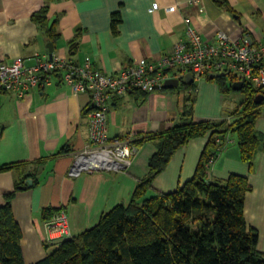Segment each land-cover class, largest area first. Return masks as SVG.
Segmentation results:
<instances>
[{"label": "crops", "instance_id": "crops-1", "mask_svg": "<svg viewBox=\"0 0 264 264\" xmlns=\"http://www.w3.org/2000/svg\"><path fill=\"white\" fill-rule=\"evenodd\" d=\"M47 2L48 20L56 22L60 35L52 43L54 56L78 65L90 57L94 67L108 75L140 59L157 60L172 54L186 39V20L209 42L223 32L234 41L249 36L264 45V0H228L235 13L220 8L215 0H0V63L21 58L32 65L37 54H47L51 42L32 20ZM117 13L121 20L114 25ZM74 40L77 44L72 48ZM194 84L196 122L228 119L243 103L239 97L224 95L216 82L206 78ZM183 99V90L173 89L113 97L107 114L109 138L134 142L137 135L169 130L182 120ZM91 109L90 94L75 93L59 82L36 88L22 99L11 92L2 95L0 166L28 165L0 172V207L27 174L31 186L36 183L17 192L12 200L26 264L43 260L55 246L48 242L44 210L64 211L72 235L77 236L96 226L115 206L127 204L138 182L149 173V160L156 152L152 143L138 148L125 167L72 174L77 157L90 145ZM256 129L264 140V111ZM206 144L207 138H199L182 148L147 197L174 192L191 180ZM208 170L212 182L225 181L232 174L248 177L252 189L246 195V221L259 232L258 248L264 252V150L250 172L241 160L236 136L229 135Z\"/></svg>", "mask_w": 264, "mask_h": 264}, {"label": "trees", "instance_id": "trees-1", "mask_svg": "<svg viewBox=\"0 0 264 264\" xmlns=\"http://www.w3.org/2000/svg\"><path fill=\"white\" fill-rule=\"evenodd\" d=\"M215 1L220 8L235 13L228 0ZM48 11L47 2L32 20L55 44L60 35L56 22L50 24ZM120 20L119 13L113 16L114 25ZM76 44L74 40L72 48ZM206 79L216 82L224 95L233 91L237 81L231 75L218 79L208 75ZM194 89V83L173 88L184 92L179 124L164 132L137 135L132 142L137 149L152 143L156 152L149 160L148 175L138 182L131 200L105 213L96 226L55 245L46 258L35 264H264V252L258 248L259 232L248 226L245 216L246 195L252 189L248 177L232 174L225 181L212 182L208 176L215 153L224 149L229 135L236 136L241 160L253 171L256 156L264 150V140L256 129L264 101L255 103L256 96L264 95V91L246 84L240 91L245 101L229 113L228 119L196 122L191 93ZM199 138H207V144L194 177L174 192L148 198L154 182L175 155ZM26 165H3L0 172L20 170ZM28 176L16 182L14 192L6 195L0 207V264H26L12 200L17 192L36 185L29 187ZM55 213L44 210V220Z\"/></svg>", "mask_w": 264, "mask_h": 264}, {"label": "built area", "instance_id": "built-area-1", "mask_svg": "<svg viewBox=\"0 0 264 264\" xmlns=\"http://www.w3.org/2000/svg\"><path fill=\"white\" fill-rule=\"evenodd\" d=\"M186 24V39L175 46L172 54L157 60L140 59L115 75L94 67L90 57L81 65L59 56L50 59L45 53L37 54L32 65H26L21 58L10 64L0 63V102L5 93H15L22 99L36 88L57 82L75 93L90 94V145L77 157L72 174L125 167L137 155L138 149L131 139L111 140L108 136L107 114L113 97L134 91L154 94L164 90L168 80L181 81L187 73H193L194 82L213 73H223L242 81L244 86L247 84L258 92L264 91L263 44L255 43L249 36L234 41L223 32L217 34L215 42H209L201 37L191 21L186 20ZM218 143L222 144V141L218 140ZM220 152L215 153L213 161ZM44 225L50 244L59 245L74 237L68 216L62 210Z\"/></svg>", "mask_w": 264, "mask_h": 264}, {"label": "water", "instance_id": "water-1", "mask_svg": "<svg viewBox=\"0 0 264 264\" xmlns=\"http://www.w3.org/2000/svg\"><path fill=\"white\" fill-rule=\"evenodd\" d=\"M47 54H48L50 59L53 58V56H54V45L52 43H49L47 45ZM209 77L212 79H218V78L225 77V74L213 73V74H210ZM193 83H194L193 73H187L181 81H179L177 79L168 80L164 86V89L167 90V89L178 88L180 85H191ZM243 87H244V83L242 81H236L233 84V90H235V91H241L243 89ZM263 101H264V95L260 94V95L256 96L255 103L257 105H260ZM32 182H33L32 179H29L27 181L29 186L32 185Z\"/></svg>", "mask_w": 264, "mask_h": 264}, {"label": "rangeland", "instance_id": "rangeland-1", "mask_svg": "<svg viewBox=\"0 0 264 264\" xmlns=\"http://www.w3.org/2000/svg\"><path fill=\"white\" fill-rule=\"evenodd\" d=\"M229 97H239L241 99V103L245 101V96L240 91L233 90L230 94H228ZM243 104V103H242ZM242 106V105H241ZM241 106L239 108H241Z\"/></svg>", "mask_w": 264, "mask_h": 264}]
</instances>
